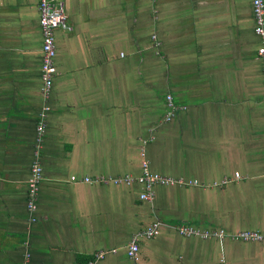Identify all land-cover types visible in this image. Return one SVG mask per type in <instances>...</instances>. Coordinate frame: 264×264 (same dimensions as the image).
Returning <instances> with one entry per match:
<instances>
[{"label": "crops", "instance_id": "0c3cea01", "mask_svg": "<svg viewBox=\"0 0 264 264\" xmlns=\"http://www.w3.org/2000/svg\"><path fill=\"white\" fill-rule=\"evenodd\" d=\"M62 1L68 28L55 33L45 100L38 0H0V264H133L126 246L156 220L137 264H264V243L176 232L264 231L263 41L251 0ZM142 161L181 183L146 202L138 185L82 182L137 176Z\"/></svg>", "mask_w": 264, "mask_h": 264}, {"label": "built area", "instance_id": "2783aa9c", "mask_svg": "<svg viewBox=\"0 0 264 264\" xmlns=\"http://www.w3.org/2000/svg\"><path fill=\"white\" fill-rule=\"evenodd\" d=\"M252 13L254 19V32L259 36L263 44L257 49V55L260 59L262 65V73L264 78V0H251ZM38 10H39V26L42 36V60H41V80L43 83L42 92L45 100L49 97V91L52 86L53 77L57 74V68L55 66L54 60L56 57V30L67 29V16L65 14V7L62 0H38ZM167 105L169 107V113L165 120L170 121L171 116L174 115V106L172 104V97L168 95L166 97ZM264 102V97H263ZM49 112V107L45 104L40 113V122L37 125V135H36V152L35 160L31 166L30 177L27 182V210L30 214L36 212L38 203V193L41 183L43 181V170L40 164L38 151L42 147V137L45 131V119L47 113ZM143 157V153H141ZM235 176L238 177V174ZM72 181L76 178L72 177ZM82 182L88 184L96 185H125L133 186L138 185L140 187L139 199L141 201L149 202L154 197L155 187L158 186H173L181 181L168 176H163L158 173H153L150 171L148 163L142 161L141 163V173L137 176L126 175L122 177H104L99 176L95 178L85 177ZM31 222H35L36 218L31 217ZM163 224L156 220L152 222L144 230L137 232L130 239L128 245L126 246V255L132 261L133 264L138 262V254L140 250V242L143 239H153L157 237ZM176 232L180 236L184 237H195L202 240H218L220 242L230 239L234 242L243 243H264V231L259 230H244L237 233L229 235L224 230L221 229H200L194 226H179L176 228ZM104 253H99L97 259H102Z\"/></svg>", "mask_w": 264, "mask_h": 264}, {"label": "rangeland", "instance_id": "374dc122", "mask_svg": "<svg viewBox=\"0 0 264 264\" xmlns=\"http://www.w3.org/2000/svg\"><path fill=\"white\" fill-rule=\"evenodd\" d=\"M135 32H137V30H136V27H135ZM142 30H139L138 32H141ZM147 37L149 38V36L147 35ZM153 49V48H152ZM150 55H152L153 57H154V59H157L158 60V57L157 56H155V51L154 50H151L150 52Z\"/></svg>", "mask_w": 264, "mask_h": 264}]
</instances>
